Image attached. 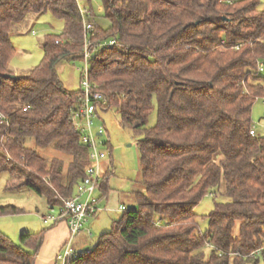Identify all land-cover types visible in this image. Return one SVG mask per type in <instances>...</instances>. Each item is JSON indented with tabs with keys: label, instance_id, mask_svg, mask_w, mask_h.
Returning <instances> with one entry per match:
<instances>
[{
	"label": "trees",
	"instance_id": "16d2710c",
	"mask_svg": "<svg viewBox=\"0 0 264 264\" xmlns=\"http://www.w3.org/2000/svg\"><path fill=\"white\" fill-rule=\"evenodd\" d=\"M102 3L110 26L88 33V76L106 100L99 107H114L141 134L143 189L131 192L136 207L75 263L264 264V135L250 134L252 106L264 98L260 0ZM46 12L63 21L62 32L46 34L40 63L15 75L10 34L28 15ZM83 46L76 0H0V174L9 173L6 189L26 187L50 209L74 194L89 163L71 122L82 90L67 89L57 73L60 62L83 58ZM153 103L156 122L147 126ZM27 140L61 156H43ZM221 189L227 200L214 202L201 231L194 207ZM21 212L0 205V216ZM46 230L21 233L19 244L0 232V264H35Z\"/></svg>",
	"mask_w": 264,
	"mask_h": 264
},
{
	"label": "rangeland",
	"instance_id": "374dc122",
	"mask_svg": "<svg viewBox=\"0 0 264 264\" xmlns=\"http://www.w3.org/2000/svg\"><path fill=\"white\" fill-rule=\"evenodd\" d=\"M80 5L91 10L90 17L93 24L103 30L109 28L110 23L104 17V6L102 0H81ZM260 9L264 10V0H260ZM63 29V21L53 16L50 12L40 15L30 14L19 23L11 32L10 38L16 48L14 56L9 62V68L15 75L24 74L40 63L43 58L42 41L46 34H60ZM106 42V41H104ZM102 42V43H104ZM85 68L83 59L76 61H62L57 66V71L63 84L70 90L79 88L81 74L80 69ZM153 110L148 117L147 126L156 122L157 110L153 103ZM252 125L257 134L264 135V98H257L252 106ZM92 132L98 143V148L106 156L103 167L111 165L107 181L108 191L103 195L97 188L93 197L98 199V211L85 224L86 230L75 236L71 245L73 249L82 253L89 251L98 240L101 233L111 229L113 221H117L123 214L118 210L120 205L126 209H134L136 202L132 198L133 190H142L140 183V165L137 142L141 134H135L128 126L121 122L119 113L114 107L101 109L92 119ZM101 132V134H98ZM27 145L34 147L39 154L47 157L61 156L51 148L36 147L34 142L27 140ZM64 159L66 169L69 159ZM10 180L9 173L4 171L0 174V205L12 204L22 210L21 213L0 216V232L15 244H19L21 233H34L46 230L51 222H44L42 215L59 213V207L52 210L47 206L43 197L37 195L26 187L13 190L6 189ZM222 189L216 194L204 195L194 207L198 216L199 228L205 230L207 226L206 215L213 209L215 201H226ZM48 249L40 247L35 264H48ZM58 264V263H57Z\"/></svg>",
	"mask_w": 264,
	"mask_h": 264
},
{
	"label": "built area",
	"instance_id": "2783aa9c",
	"mask_svg": "<svg viewBox=\"0 0 264 264\" xmlns=\"http://www.w3.org/2000/svg\"><path fill=\"white\" fill-rule=\"evenodd\" d=\"M76 1L79 4L83 20L84 46L82 59L85 62V68L79 70L81 74L79 87L82 91L79 98L80 103L71 113V122L75 130L80 134L81 143L88 148L89 163L85 168L84 177L75 186L74 194L62 200L59 213L57 215L47 214L41 216L44 222L64 221L68 226V237L61 251L56 255V264H76L74 260L79 257V253L73 249L71 243L81 231L86 230L89 233L88 228H85V224L98 211V199L93 197V193L102 182V162L106 156L98 148V143L92 132L93 116L97 113L100 103L105 104L106 102L104 96L100 92L95 91L88 76V60L90 58L88 33L93 30L94 24L90 18L89 10L80 5L81 0ZM114 43L115 40L110 39L104 43L99 42L96 46H111ZM258 69L262 70V64H259ZM0 117H2L1 114ZM255 132V128L252 127L250 134L255 135ZM98 134H101V132ZM125 209V206H119V210L124 211Z\"/></svg>",
	"mask_w": 264,
	"mask_h": 264
},
{
	"label": "crops",
	"instance_id": "0c3cea01",
	"mask_svg": "<svg viewBox=\"0 0 264 264\" xmlns=\"http://www.w3.org/2000/svg\"><path fill=\"white\" fill-rule=\"evenodd\" d=\"M57 73H58V71H57ZM109 165L110 164H107L106 166L104 165V167H103V163H102L103 174L106 172ZM118 210H119V207H118ZM49 222H51V225L49 226V228L45 232L44 240L42 243V250L44 248L48 249V255H47L48 256V259H47L48 264H54V257L56 255V253L58 252V250L61 248L64 241L67 239L69 230H68L67 224L64 221H57L55 223H53L52 221H48L47 223H49Z\"/></svg>",
	"mask_w": 264,
	"mask_h": 264
},
{
	"label": "water",
	"instance_id": "95a60500",
	"mask_svg": "<svg viewBox=\"0 0 264 264\" xmlns=\"http://www.w3.org/2000/svg\"><path fill=\"white\" fill-rule=\"evenodd\" d=\"M9 76H10V77H15V75H14V74H10Z\"/></svg>",
	"mask_w": 264,
	"mask_h": 264
}]
</instances>
